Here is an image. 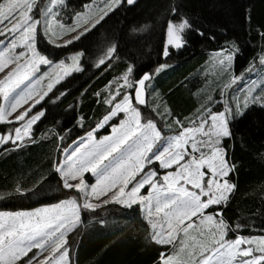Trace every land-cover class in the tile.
Here are the masks:
<instances>
[{"label": "trees", "instance_id": "obj_1", "mask_svg": "<svg viewBox=\"0 0 264 264\" xmlns=\"http://www.w3.org/2000/svg\"><path fill=\"white\" fill-rule=\"evenodd\" d=\"M89 1L65 0L62 6L69 4L71 9L82 10ZM185 18L192 29L184 33L185 45L170 49L164 57L169 22ZM36 33V50L46 57L57 60L82 52L83 71L74 72L56 84L32 110V113L45 110L46 115L31 127L30 136L23 143H6L0 148V152L8 149L0 154V211L32 209L69 197L79 199V191L63 188L55 159L62 147L92 128L129 90L124 88L112 104L108 103L116 95L111 94L118 86L115 83L126 74L128 82L134 84L145 73L152 75L166 60L183 62L201 58L203 61L210 52L228 47L240 50L233 64L234 72L240 73L264 56V0H139L133 5L123 0L90 32L67 47L51 44L40 27ZM113 45L116 51L107 58ZM101 59L106 63L97 67ZM129 65L133 68L130 74ZM183 76L184 73L168 77L163 86L170 88V95L164 90L158 101L162 107L166 103L178 118L193 112L200 102L196 96L200 89L195 91L198 85L188 87L177 83ZM201 79L202 75L195 76L193 81L201 85L204 78ZM158 102L154 95V107ZM141 113L159 124L160 116L152 108L141 107ZM162 113L166 114L158 111ZM117 121L115 117L110 124ZM14 125L0 122V134ZM230 128L233 139L222 143L229 160L236 165L235 174L228 177L236 187L222 208L213 206L207 213L223 212L222 218L230 228L228 240L237 236L246 239L263 236L264 107L259 104L250 107ZM65 241L69 264H157L162 254L171 256L174 251L173 245L152 241L138 204L132 208L116 203L82 208L77 225L67 233Z\"/></svg>", "mask_w": 264, "mask_h": 264}, {"label": "snow or ice", "instance_id": "obj_2", "mask_svg": "<svg viewBox=\"0 0 264 264\" xmlns=\"http://www.w3.org/2000/svg\"><path fill=\"white\" fill-rule=\"evenodd\" d=\"M121 2L122 0H105L103 14L95 19V23L91 20L85 21V26L82 28L81 16L78 14L76 22L66 27L67 32H77V29H80L77 35L65 40L61 45L56 43V35L52 33L49 42L56 47L73 44L104 20ZM126 3L132 5L135 0H126ZM56 5H65V0H59ZM37 7L38 0H0V37L6 34L12 36L10 46L0 52V72H4L9 63L13 66H31L32 69L31 73L25 72L22 78L16 81L17 88L28 80L30 75L34 77L39 72L40 65L53 66V61L40 54L35 48L36 28L42 23L31 15ZM52 11H54L53 7ZM48 14L47 7L43 15L47 18ZM6 25H11L7 31H5ZM45 25L46 22L44 29ZM60 27L65 28L62 24ZM186 30H192L186 18L182 22H169L167 43L163 52L165 57L169 55L170 47L180 49L185 45ZM43 34L48 36L49 31L44 30ZM198 34L202 33L198 32ZM3 43L4 41L0 40V44ZM18 47L24 48L25 51L16 53L15 49ZM115 51L116 46L113 45L106 54L107 58H111ZM27 53L31 54V58L25 59L24 65L19 64ZM34 54L40 59L33 60ZM239 54L238 48L229 49L228 52L220 53L224 57L220 62L221 64L233 62L234 57ZM82 56L81 52L71 57L76 65L73 68L74 72L83 71L78 66ZM105 63L106 60L101 59L97 67ZM259 63L264 66V56L260 57ZM55 66L62 70V75H57L55 81L49 83L48 91L43 96L39 99L33 96L32 89L36 87V82L33 81L29 90L22 92L13 102L11 112H16L18 108L24 110L20 115L15 116L16 122L23 121L21 127L14 129L16 139L22 140L24 135L30 136L29 130L46 115V111L29 114L45 100L56 84L71 75L63 61ZM17 72L18 69L12 67L4 79L0 80V94H3L5 100L8 99L5 82ZM132 72L133 68L129 67L127 73ZM123 79L124 85L117 89L116 95L108 101L109 104L121 95L124 88H133V84L128 82L127 74ZM150 80L151 75L145 73L136 82L137 105L145 104L141 95L146 82ZM231 83H236V78H233ZM261 93H264V82L257 86L254 81L253 86L244 92L243 103L238 97L234 108L228 106L219 113L209 111L205 117L193 121L191 126L181 125L182 130L179 134L167 138H162L161 132L157 130V125L152 120L141 122L138 108L129 103L131 97L125 94L121 102L115 103L110 114L104 116L97 124L96 130L105 127L119 113H124L126 119L121 120L118 126H112L111 134L98 141L94 139L93 132H89L86 138H81L79 146L66 155L64 164L56 168L61 176L63 188L83 192L87 200L89 186L85 184L83 174L91 173L96 178V183L90 186L91 193H96L99 189L101 194H105V188L109 191L115 189L113 194L103 201L104 205L116 203L132 208L133 205L138 204L141 210L146 212V219L153 229L157 228V222L153 217L162 213L159 230L152 237L157 244L173 245L176 248L177 245L174 243L177 239L176 234L183 233L178 251H174L171 256L162 254V264H264V237L258 242L243 237L228 240L226 235L230 228L222 218L223 212L218 210L215 214L207 213V210L213 206L222 208L227 203L229 194L236 187L228 179L230 175L235 174L236 165L229 160L228 150L222 142L225 139H233L230 125L235 119H242L247 110L257 104L264 107V94ZM125 103L129 107L125 108ZM24 105L28 106L24 107ZM5 115V108L0 106V122ZM179 123L177 121V124ZM165 139L166 146H163ZM10 140H12L10 136L0 135V145ZM12 143L15 144V140H12ZM154 162H158L161 169L174 168V170L159 176L157 171L150 167ZM74 180L79 182H70ZM146 186L148 194L141 195V190ZM153 202H155L154 206ZM100 206L95 205V207ZM79 207L93 209V205L89 203L81 206L77 205L75 199H71L52 208L36 210L34 213L0 212V264H23V258L28 257L29 252L39 249L35 256L27 260V264H34L49 245L52 251L49 256L39 260L40 264H69L67 241L64 240L69 214L65 210L75 208V216L78 219ZM71 227H75V222ZM194 229L205 239H197L192 235L190 230Z\"/></svg>", "mask_w": 264, "mask_h": 264}, {"label": "rangeland", "instance_id": "obj_3", "mask_svg": "<svg viewBox=\"0 0 264 264\" xmlns=\"http://www.w3.org/2000/svg\"><path fill=\"white\" fill-rule=\"evenodd\" d=\"M123 1V0H122ZM59 3V0H38V7L36 10L31 13L33 17L37 20H40L42 23L37 26L36 32L38 27L41 28V31L44 33L45 31H49V35L46 36L48 39L50 38L52 33H55L56 35V43L57 44H63L65 40L71 39L73 36L77 35L80 29H77V32H67V28L71 25H73L76 22V17L79 14L81 16L80 20V25L81 28L85 26V21L91 20L92 23H95V19H98L100 15L103 14V10H105V0H90L82 10H76V9H71L70 5L67 4L65 7L62 5H56ZM55 5V6H53ZM48 7L49 9V14L47 18L43 15L44 10H46ZM52 7L53 10L52 11ZM178 21V22H182ZM46 22L45 29H44V23ZM174 22V21H173ZM64 25L65 28H61L60 25ZM90 26V25H88ZM11 27V25H6L5 31H7V28ZM37 34V33H36ZM0 40H3L4 43L0 44V52L5 51L6 48H8L11 44L12 36L9 34H6L3 37H0ZM166 43H167V36H166ZM165 43V46H166ZM36 48V47H35ZM170 49H176L174 47H170ZM229 49H233L232 47L228 48H222L217 51H212L208 55V59L201 61V58H196L194 60L190 59L188 61H183V62H177V61H170L166 60L159 64L156 69L154 70L153 74L151 75V80L149 82H146V87L141 95V99L145 101L144 105H137L136 103V87L137 84L136 82L142 78L140 76L136 82L133 84V88L129 89L125 94L129 95L131 97L129 103L133 107H137L140 114H141V122L146 123L148 120L146 117L143 116L141 113V107L147 106L152 108L156 114L159 117V124L157 125L156 122H154L157 125V130L161 132L162 138H167L171 136H175L179 134V132L182 130L181 125L184 127H189L192 125L193 121H198L201 119V117H205L209 111L214 112V113H219L221 111L225 110V107L231 106L234 108V100L235 96H238L240 99V102L243 103L242 97L244 95V92L253 86V82L255 81L256 85H260L262 82H264V66H259L257 63H259L260 56L254 61L248 68H246L244 71L240 73H235L233 70V62H228L225 64H221V60L224 59L220 53L222 52H228ZM235 49V48H234ZM233 49V50H234ZM165 50V48H164ZM21 51H25L24 48H16L15 52L19 53ZM37 51V50H36ZM81 52L73 53L68 55L67 57L61 58V59H51L47 57L49 60L53 61V66L49 67L47 65H40L39 72L35 74V76H29L28 80H25L23 84H20V86L17 88L15 87L16 81L22 78V76L25 74V72L31 73L32 69L31 66H17L9 63L8 67L5 68L4 72H0V80L4 79V77L7 75L9 71H11L12 67L17 68L18 72L16 75H14L9 81L5 82V88L8 91V99L5 100L3 94H0L1 97V103L0 106H3L6 111V115L4 116V119L1 123H14L15 125L12 127L11 130L7 131L5 134H0V135H8L12 138V140H15V144L19 145L23 143V141L29 136V135H24L23 139H16V134L14 129L17 127H21L23 121L21 122H16L15 121V116L20 115L21 112L24 110L22 108H18L16 112H11V106L13 102L16 100V98L22 93L26 92L29 90L31 84L33 81L36 82V87L32 89L33 91V96L37 99H39L41 96L44 95L46 91H48V85L50 82H54L55 79L57 78V75H62V70L58 69L57 66L61 61L64 62V64L67 66L66 70L70 72L71 74L74 73L73 68L76 66L71 57L79 55ZM10 55V54H9ZM45 56V55H44ZM164 56V55H163ZM165 57V56H164ZM31 54L27 53L25 58H22L19 61V64L24 65V60L25 59H30ZM33 60H39L40 57L36 56L35 54L32 57ZM81 59V58H80ZM258 60V61H257ZM200 62V63H199ZM196 65V66H195ZM79 67H81L80 60H79ZM195 66V71L191 73L192 67ZM127 66V68H129ZM159 69V71H157ZM184 73V76L180 78L177 83H181L183 86H195L198 85L195 88V91H198L199 93L196 95L197 98L200 100L198 105L194 108L193 112L190 114L184 115L181 118H178V116H174L172 113L171 109L168 108L166 103L163 102V107L160 105L161 102H158L162 96L164 95V90L167 91V94L170 95V88L163 86V83L165 80L168 79L171 75H181ZM199 73V74H198ZM66 74V73H65ZM186 74V75H185ZM202 79L204 78V81L200 85L199 82L193 81V78L195 76L201 77ZM69 76V75H68ZM66 76V77H68ZM64 77V78H66ZM63 78V79H64ZM233 78H236V83L232 84L231 81ZM62 79V80H63ZM201 79V80H202ZM61 80V81H62ZM196 80V79H194ZM198 80V79H197ZM124 80H120L116 82L118 86L114 88V90L111 92V94L116 93L118 88H121L122 85H124ZM230 85V87H227ZM220 89L219 92L217 90ZM259 92V89H257ZM194 92V91H193ZM123 94L115 103H119L123 100L124 95ZM228 94H229V100H228ZM264 94V93H261ZM154 95L156 96V107L152 104V100L154 98ZM237 97V98H238ZM115 103L113 104L112 108L114 107ZM28 105H24V107H27ZM124 107L127 108L129 105L127 103L124 104ZM111 108V110H112ZM110 110V111H111ZM107 113L106 115L110 114ZM158 111H164L166 114L160 115L158 114ZM39 111H36L32 114L29 115H34L38 113ZM104 115V116H106ZM103 116V117H104ZM102 117V118H103ZM118 121L116 123L110 124V121L105 127L100 128L99 130L97 129V124L102 121V118L89 130L85 131L84 133L78 135L77 137L73 138L70 140L64 147L60 149L59 156L55 159L56 160V168L63 165L65 160H66V155L69 154L72 150L75 149V147L79 146V142L81 141V138H86L88 136L89 132H93L94 139L95 140H100L103 137L110 135L111 134V127L112 126H118L121 120L126 119V115L124 113H119L118 114ZM27 119V118H26ZM177 121L180 123L177 124ZM109 126V130H105L106 127ZM23 129H22V134H23ZM30 131V130H29ZM12 140H10L8 143H12ZM85 142H87L85 140ZM159 144V142H157ZM4 145V144H3ZM0 145V148L3 146ZM163 146H166V139L165 143ZM8 149H5L0 152V154H4L5 151ZM160 150H162V147H160ZM187 159V158H186ZM152 169H155L157 171V174L159 176H163L166 174L167 171H172L173 169H168L164 170L159 167L158 162H154L151 166ZM205 171H207L205 169ZM58 173V172H57ZM59 174V173H58ZM60 176V174H59ZM61 177V176H60ZM83 178L85 181V184L89 186L88 192H87V200H85V193L79 192V199L74 198V197H69L67 199H62L60 201H57L55 203L51 204H45L41 205L32 209H22V210H16V211H11V210H2L0 212L4 213H34L36 210L43 209V208H52L54 205H57L63 201H68L71 199H75L77 205H83L84 203H89L93 205V208H95V205H104L103 201L105 199H108L115 189H112V191H109L107 188H105V194H101L99 189L97 190L96 193H91L90 191V186L96 183V178L91 174V173H84ZM71 183H78V180L70 181ZM130 187V186H129ZM189 187H191L189 185ZM6 191V190H5ZM128 189L126 188V192ZM141 195H147L148 194V188L147 186L141 190ZM0 195H2V192H0ZM97 195H99V198L97 199ZM153 202V206H154ZM83 207H79L77 209L78 211V219L80 216V211ZM69 216L67 218V225L68 228L65 229V231L68 233L71 231L74 227H71L72 224L75 222V226L78 223V219L75 216V208L73 210L67 209L65 210ZM72 211V214H71ZM143 213L146 215V212L143 211ZM209 214V213H208ZM162 213L159 216H154L153 219L157 220L160 223V218L162 217ZM166 227V226H165ZM70 229V230H69ZM156 230V229H155ZM204 231H207L205 228ZM192 235L197 237V230H190ZM66 233V235H67ZM66 235L64 237V240L66 238ZM177 239L174 242L177 244V249L178 251V246H179V241L181 237H183L182 232H178L176 234ZM238 237V236H237ZM236 237V238H237ZM240 237V236H239ZM264 237L263 236H254L252 239L254 242L260 241V239ZM235 238V239H236ZM199 239V237H197ZM205 239V238H201ZM40 250L39 249H33L31 252L28 253V257L23 258V264H27V260L29 257L35 256ZM52 251L51 245L47 246L45 251L38 257L36 261H34V264H40L39 260H43L44 257L49 256L50 252Z\"/></svg>", "mask_w": 264, "mask_h": 264}, {"label": "crops", "instance_id": "obj_4", "mask_svg": "<svg viewBox=\"0 0 264 264\" xmlns=\"http://www.w3.org/2000/svg\"><path fill=\"white\" fill-rule=\"evenodd\" d=\"M139 208H140V210H141V207H140V206H139ZM141 212H142L144 218L146 219V215L143 213L142 210H141ZM146 221H147V223H148V225H149V233L151 232V235H150V236H151V239H152L154 233H155L157 230H159V225H160V223H159L157 220H155V221L157 222V228H156V230H155V229H153L152 225L149 224L148 219H146ZM205 232H206V231H205ZM197 237H199V239L202 238L201 236H199V233H198V232H197ZM238 237H239V236H238ZM203 238H205V237H203ZM152 241H154V240L152 239ZM154 242H155V241H154ZM176 245H177V244H176ZM176 249H177V247L174 248V251H176ZM174 251H173V252H174ZM156 262H157V264H158L159 262H162V261H161V256H160V258H157Z\"/></svg>", "mask_w": 264, "mask_h": 264}, {"label": "water", "instance_id": "obj_5", "mask_svg": "<svg viewBox=\"0 0 264 264\" xmlns=\"http://www.w3.org/2000/svg\"><path fill=\"white\" fill-rule=\"evenodd\" d=\"M137 1H139V0H135V3H136ZM135 3H134V4H135ZM132 5H133V4H132Z\"/></svg>", "mask_w": 264, "mask_h": 264}, {"label": "bare ground", "instance_id": "obj_6", "mask_svg": "<svg viewBox=\"0 0 264 264\" xmlns=\"http://www.w3.org/2000/svg\"><path fill=\"white\" fill-rule=\"evenodd\" d=\"M150 235H151V232H150Z\"/></svg>", "mask_w": 264, "mask_h": 264}]
</instances>
